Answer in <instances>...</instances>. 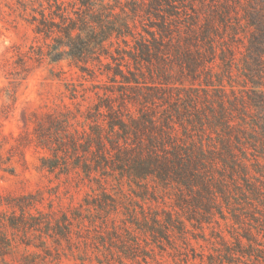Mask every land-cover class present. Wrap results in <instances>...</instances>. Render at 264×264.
Instances as JSON below:
<instances>
[{"label":"trees","instance_id":"obj_1","mask_svg":"<svg viewBox=\"0 0 264 264\" xmlns=\"http://www.w3.org/2000/svg\"><path fill=\"white\" fill-rule=\"evenodd\" d=\"M9 9L37 44L23 53L15 48L3 66L9 88L0 119L43 63H65L89 83L78 91L63 70L49 71L65 83L81 122L73 127L68 109L32 121L35 146L51 153L40 168L51 172L72 160L71 170L89 183L91 202L112 199L114 206L110 183L127 179L141 194L136 198L153 202L143 211L142 230L154 244L171 228L190 232L188 225L217 236L223 254L210 264H264L262 5L14 0ZM87 91L93 100L84 106ZM29 144L17 140L15 147ZM5 164L0 151V168Z\"/></svg>","mask_w":264,"mask_h":264},{"label":"rangeland","instance_id":"obj_2","mask_svg":"<svg viewBox=\"0 0 264 264\" xmlns=\"http://www.w3.org/2000/svg\"><path fill=\"white\" fill-rule=\"evenodd\" d=\"M249 0H241L246 5ZM262 5L264 20V0ZM14 0H0V110L5 104L8 79L3 66L12 61L15 48L23 53L36 45L31 28L12 13ZM242 14L243 12L240 11ZM245 23V22H243ZM248 36V35H247ZM65 72L78 91L89 88L76 70L65 63H43L19 87L16 102L6 119H0V151L4 162L0 168V264H210L223 254L217 236L209 229L203 233H179L175 228L168 239L155 243L143 227V211L153 202L141 195L127 179L111 181L113 200L88 198L89 183L71 170L72 160L59 161L53 171L40 168V158L51 153L35 146L34 124L47 113L75 115L64 82L51 78L49 71ZM264 90V88H263ZM83 101L92 103L87 91ZM68 107V108H67ZM37 113V119L32 117ZM70 124L76 127V116ZM31 122L27 126L24 120ZM17 140L30 144L17 149ZM26 141V142H25ZM63 158V152L58 151ZM87 201V202H85ZM88 203V204H87ZM151 224V220L148 218ZM223 235L228 238L222 226ZM213 235V236H212ZM259 239H262L259 237ZM248 264H257L252 261Z\"/></svg>","mask_w":264,"mask_h":264}]
</instances>
